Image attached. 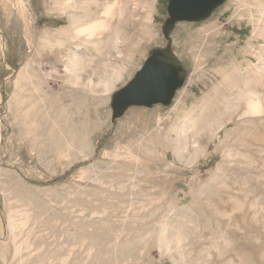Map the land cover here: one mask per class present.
I'll return each instance as SVG.
<instances>
[{
  "label": "rangeland",
  "instance_id": "obj_1",
  "mask_svg": "<svg viewBox=\"0 0 264 264\" xmlns=\"http://www.w3.org/2000/svg\"><path fill=\"white\" fill-rule=\"evenodd\" d=\"M168 1L0 0V264H264V0L178 23L173 104L112 122Z\"/></svg>",
  "mask_w": 264,
  "mask_h": 264
},
{
  "label": "water",
  "instance_id": "obj_2",
  "mask_svg": "<svg viewBox=\"0 0 264 264\" xmlns=\"http://www.w3.org/2000/svg\"><path fill=\"white\" fill-rule=\"evenodd\" d=\"M227 0H169L168 19L163 34L166 52L155 51L134 78L112 96V122L121 119L131 107H170L187 80V70L172 49L171 34L178 23L208 20Z\"/></svg>",
  "mask_w": 264,
  "mask_h": 264
},
{
  "label": "bare ground",
  "instance_id": "obj_3",
  "mask_svg": "<svg viewBox=\"0 0 264 264\" xmlns=\"http://www.w3.org/2000/svg\"><path fill=\"white\" fill-rule=\"evenodd\" d=\"M74 28H72V30H73ZM58 39L59 38H57V42H56V45L58 46L59 44H58ZM114 86V84L112 83V82H110V83H107V87H108V89L109 88H112ZM42 86H40V84H38V85H35V97L36 96H39V95H41V96H43L44 94H43V92L45 93V94H47V92H46V90H45V88L44 87H42ZM37 99V98H36ZM37 103V102H36ZM250 107H255L254 105H250ZM35 108H36V105H35ZM38 108V107H37ZM36 112H37V110H36ZM39 115V114H38ZM221 169V168H220Z\"/></svg>",
  "mask_w": 264,
  "mask_h": 264
},
{
  "label": "flooded vegetation",
  "instance_id": "obj_4",
  "mask_svg": "<svg viewBox=\"0 0 264 264\" xmlns=\"http://www.w3.org/2000/svg\"><path fill=\"white\" fill-rule=\"evenodd\" d=\"M167 42H168V40H167ZM167 47H168V45H166V46H158V47H154L153 49H151L150 50V52H149V54H148V57H147V59H146V61L150 58V56L155 52V51H160V52H166V50H167ZM145 61V62H146ZM181 61V60H180ZM145 62H144V64H145ZM183 66H184V64H183ZM185 67V66H184ZM186 69V68H185ZM155 106H160V105H155ZM134 107H136V106H134ZM134 107H131V108H134ZM130 108V109H131ZM141 108H146V107H141Z\"/></svg>",
  "mask_w": 264,
  "mask_h": 264
},
{
  "label": "crops",
  "instance_id": "obj_5",
  "mask_svg": "<svg viewBox=\"0 0 264 264\" xmlns=\"http://www.w3.org/2000/svg\"><path fill=\"white\" fill-rule=\"evenodd\" d=\"M77 61L75 60V63H76ZM77 65H74V67H76ZM77 72H78V68H74V73L77 75ZM58 124L57 123H55V127L57 126ZM62 156H63V154H62Z\"/></svg>",
  "mask_w": 264,
  "mask_h": 264
}]
</instances>
